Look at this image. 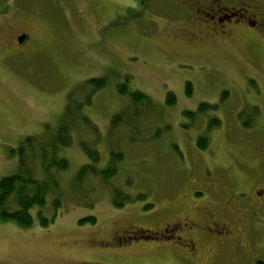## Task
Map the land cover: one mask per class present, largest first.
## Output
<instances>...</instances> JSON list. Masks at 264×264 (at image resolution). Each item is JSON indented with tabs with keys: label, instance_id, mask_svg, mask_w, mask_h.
Here are the masks:
<instances>
[{
	"label": "rangeland",
	"instance_id": "obj_1",
	"mask_svg": "<svg viewBox=\"0 0 264 264\" xmlns=\"http://www.w3.org/2000/svg\"><path fill=\"white\" fill-rule=\"evenodd\" d=\"M134 1L0 0V14L16 9L3 21L0 46L14 28L31 37L8 55L0 50V178L17 167L8 149L55 127L69 91L90 78L107 79L86 110L100 132L98 168L107 166L111 146L123 154L110 184L90 181L85 186L94 189L93 199L76 195L80 203H74L69 183L89 162L74 134L72 145L60 151L69 169L59 174L63 201L56 217L43 228L34 208L28 229L0 222V264H264V60L255 58L262 54L247 43L189 44L173 0L142 1V13ZM126 77L128 90L147 95L160 116L131 109L133 130L127 121L108 137L112 116L130 107L117 91ZM167 92L176 97L172 107L165 105ZM202 103L212 109L199 114ZM251 108L257 114L245 128L239 114ZM134 111L144 114L136 117ZM211 119L219 126L209 128ZM163 126L170 130L147 138ZM201 137L208 144L203 150L197 146ZM111 186L145 199L116 209ZM147 203L152 209L145 211ZM214 206L218 213L234 208L233 218L242 220L233 229L243 232L232 229L229 243L219 245L210 236H226L220 223L206 234L197 227L192 233L202 238L194 236L197 256L189 257V226L183 223L200 220L202 208ZM45 211L50 215L49 206ZM89 217L94 224L80 223Z\"/></svg>",
	"mask_w": 264,
	"mask_h": 264
},
{
	"label": "trees",
	"instance_id": "obj_2",
	"mask_svg": "<svg viewBox=\"0 0 264 264\" xmlns=\"http://www.w3.org/2000/svg\"><path fill=\"white\" fill-rule=\"evenodd\" d=\"M127 82L128 77L125 78L124 83L117 86V91L120 95L128 97L130 107H125L121 112L112 116L108 137H111L112 134L115 136L121 127L127 126L125 124L127 121L133 130V122L129 119L131 109L136 110L139 107L150 113L153 112L155 120L157 116H160L157 105L142 92H130ZM106 85L105 77L90 78L78 83L67 94L65 107L55 127L45 126L42 134L27 136L21 140L16 150L8 149V156L16 159L17 167L14 173L0 178V222H12L21 229H28L33 224L32 210L34 208H36L35 215L41 227H47L54 220L63 201L59 174L69 169V163L60 156V151L72 145L74 134L77 135L78 146L85 153L89 162L76 171L69 183L71 201L80 203L77 201L76 195H82L83 198L90 196L93 199L94 189H87L85 186L90 181H99L106 186L110 184L111 179L117 174V166L123 159V154L111 146L107 166L103 169L98 168L100 152L96 145L99 144L100 132L86 112L92 104L94 95ZM185 88L187 96H190L192 94L191 84L188 82ZM175 103L174 93L167 92L165 105L172 107ZM209 109L212 107L202 103L197 111L201 114ZM134 114L141 118L144 113L134 111ZM255 114H257L256 108H251L250 114L249 111L239 114L240 118H243V127L250 128L252 126V120L248 118ZM185 115L190 118L195 116L192 112H185ZM149 119L151 120L153 117ZM219 124L218 119H211L208 126L209 128L218 127ZM157 129L152 136H147V138L151 140L159 138L162 133L170 130V127L163 126ZM207 145L206 138L198 139L199 149L203 150ZM175 150L180 154L177 148ZM84 188H86L85 191H83ZM75 190L81 192L77 193ZM110 191L112 205L116 209H121L135 200L145 199L143 194L131 196L116 186H111ZM46 206L50 208V215H47L45 211ZM88 206H92V203ZM150 209H152V205L145 204L144 210ZM84 222L94 224L95 218L89 217L80 221V223Z\"/></svg>",
	"mask_w": 264,
	"mask_h": 264
},
{
	"label": "flooded vegetation",
	"instance_id": "obj_3",
	"mask_svg": "<svg viewBox=\"0 0 264 264\" xmlns=\"http://www.w3.org/2000/svg\"><path fill=\"white\" fill-rule=\"evenodd\" d=\"M142 1L145 0L134 1L140 13L145 11L144 5H141ZM173 3L176 6L175 9L180 12L185 20V26L180 27L179 30L183 31L182 35L187 43L196 46L220 47L247 43L245 45L248 49L251 47V49H258L262 54V58L254 57L264 60V0H173ZM130 4L134 5L133 2ZM15 11L16 9L9 8L6 14H0V29L3 21ZM30 38L23 28H14L6 34L4 44H2V47L0 46V50L4 53L3 55H8L14 49H22L27 46L31 42ZM199 209V206L195 208V210ZM202 209L203 213L200 220L189 219L188 222L183 223L189 226L186 229L188 235L184 239L187 243L185 248L189 257L197 256L198 245L194 236L201 237L199 234L192 233L195 228L199 227L206 234V228L208 229L214 223L216 225L217 222L220 223L219 228H223L226 236L220 238L210 236V239L219 245H227L231 240V236H233L231 234L234 233L232 231L234 222L242 220L240 216L233 218L235 209L230 206L220 209L219 213L215 206L214 211L204 207ZM219 216L224 221L220 220ZM176 224L178 223L174 222L166 225L163 231H169L171 228L176 227ZM233 230H236L239 234L243 232L241 227Z\"/></svg>",
	"mask_w": 264,
	"mask_h": 264
}]
</instances>
